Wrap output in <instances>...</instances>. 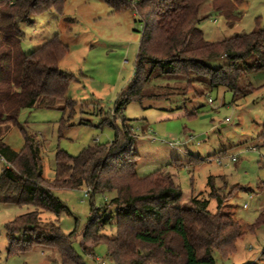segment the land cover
Wrapping results in <instances>:
<instances>
[{
  "label": "trees",
  "instance_id": "16d2710c",
  "mask_svg": "<svg viewBox=\"0 0 264 264\" xmlns=\"http://www.w3.org/2000/svg\"><path fill=\"white\" fill-rule=\"evenodd\" d=\"M102 1L114 12L132 8L143 28L135 76L122 92L114 118L132 102L167 100L192 90L193 82L204 79L212 90L232 92L234 102L259 89L252 84L241 87L240 81L246 73L264 70V29L211 43L197 29L206 0ZM243 2L220 0L214 8L227 19L236 20V10ZM64 3L65 0H0V158L7 164L0 175V205L32 209L5 225L7 256L42 248L55 251L61 264H85L74 248L73 234H64L57 223L70 211L54 194L57 189L83 188L91 189L92 199L114 194L107 204L91 211L83 231L84 241L90 244V249L85 248L86 244L82 247L87 254L103 244L112 264H216L215 253L223 260L233 256L237 242L246 233L230 215L210 213L207 199L193 197L188 204H182V191L171 170L181 169L183 164L175 162L149 176H138L139 155L134 148L137 138L124 116L122 128H116L111 143L89 146L75 157L59 151L54 180L43 178L40 145L28 134L26 124L20 123V114L35 108H53L58 101L64 102L63 110L73 112L76 102L67 94L74 76L59 69L68 47L58 35L25 53L21 26L33 25L34 19L52 13L62 15ZM252 56L257 57V63L248 66L244 61ZM218 58L229 63L217 69L209 67L208 62ZM153 76L186 79L187 86L146 93V84ZM108 122L106 119L104 124ZM12 128L24 136L25 145L18 152L3 141ZM259 139L264 141V123ZM194 160L192 165L202 161ZM214 178L208 179L209 198L217 201L219 210L235 192L246 189L236 185L223 197L225 185L217 188ZM257 190L264 194V183ZM109 207L117 210L113 238L102 232L111 219L105 217ZM42 213L54 219L42 226ZM263 226L264 210L247 230L254 233ZM258 264H264V250Z\"/></svg>",
  "mask_w": 264,
  "mask_h": 264
},
{
  "label": "rangeland",
  "instance_id": "374dc122",
  "mask_svg": "<svg viewBox=\"0 0 264 264\" xmlns=\"http://www.w3.org/2000/svg\"><path fill=\"white\" fill-rule=\"evenodd\" d=\"M216 1L220 0L204 2L197 25L208 42L219 43L249 34L256 28L264 29V0H244L236 10V20L216 11ZM33 21V25L21 26L25 33L24 52L30 53L58 35L68 47L59 69L74 76L67 98L76 102L73 112L63 110L64 102L58 101L53 108H35L20 114V123L26 124L28 134L40 145L43 178L48 182L54 180L59 151L75 157L89 146L111 143L116 128H122L124 116L137 138L134 148L139 155L136 168L139 177L149 176L175 162L183 164L181 169L171 170L182 191V204H188L193 197L207 199L210 213L230 215L246 233L237 242L233 256L223 260L214 254L216 264H258L264 250V226L254 233L247 229L264 210V194L257 190L264 183V141L259 139L264 123V70L242 77L241 87L252 84L259 89L236 102L232 92L212 90L204 79L193 82L192 90L181 91L167 100L132 102L114 118L120 96L135 76L143 29L137 12L132 8L114 12L102 0H65L62 15L52 13ZM228 63L227 59L218 58L208 65L217 69ZM244 63L255 65L257 57H249ZM186 86V79L153 76L144 92L164 93L168 91L166 88ZM106 119L109 122L104 124ZM3 141L17 152L25 145L24 136L17 128H12ZM232 156H236V163L229 160ZM196 158L202 161L192 165L191 161ZM6 166L0 158V175ZM209 177H215L217 188L225 185L223 197L236 185L246 189L235 192L219 210L217 201L209 198ZM86 190L54 191L70 211L57 223L64 234H73L74 248L85 264H112L105 245L93 247L91 254L82 247L86 244L85 248L90 249V244L83 239V231L92 209H100L114 194L96 195L92 199L85 198ZM245 204L247 209L243 208ZM31 210L0 205V264H61L55 251L42 248L7 256L5 225ZM105 214L111 219L102 232L113 238L117 210L109 207ZM53 219L52 215L42 213L41 225Z\"/></svg>",
  "mask_w": 264,
  "mask_h": 264
},
{
  "label": "built area",
  "instance_id": "2783aa9c",
  "mask_svg": "<svg viewBox=\"0 0 264 264\" xmlns=\"http://www.w3.org/2000/svg\"><path fill=\"white\" fill-rule=\"evenodd\" d=\"M209 102L212 103L211 100H209ZM190 139H191V138H189V140H190ZM191 140H192V139H191ZM170 145H172V144H170ZM253 150L256 151L255 149H253ZM229 160H230L231 162H233V163H236V162H237V158H236V156H232V157H230ZM217 161H218V164H221V163H222V162H221V159H218ZM91 194H92L91 189H87L86 192H85V198H88ZM252 197H253V196H251L250 198L252 199ZM243 208H244V209H247V208H248V204H245V205L243 206Z\"/></svg>",
  "mask_w": 264,
  "mask_h": 264
},
{
  "label": "crops",
  "instance_id": "0c3cea01",
  "mask_svg": "<svg viewBox=\"0 0 264 264\" xmlns=\"http://www.w3.org/2000/svg\"><path fill=\"white\" fill-rule=\"evenodd\" d=\"M7 167V166H6Z\"/></svg>",
  "mask_w": 264,
  "mask_h": 264
}]
</instances>
